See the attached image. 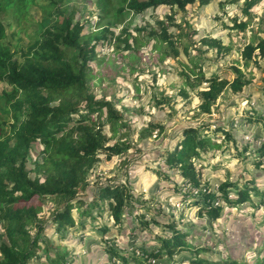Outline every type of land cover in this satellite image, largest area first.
<instances>
[{"label":"trees","instance_id":"trees-1","mask_svg":"<svg viewBox=\"0 0 264 264\" xmlns=\"http://www.w3.org/2000/svg\"><path fill=\"white\" fill-rule=\"evenodd\" d=\"M47 1L48 5L41 6L43 19L37 32L24 44L19 36L22 31L9 32L5 19L10 16L20 26L36 2L0 0V84L7 86L0 92V264H71L70 251L52 245L49 233L64 239V233L77 226L75 209L81 210L79 223L86 230L84 218L94 208H100L97 219L112 222L97 224V230L106 238L107 252L116 263L246 264L231 257L216 261L206 258L202 255L204 248L192 244L188 234L176 230L174 222L152 218L149 225L146 216L138 213L139 207L148 206H137L142 201L121 182L99 185L88 202L81 195L87 191L88 176L101 159L112 161L131 149L121 141L110 145L107 127L116 133L123 116L112 102L98 100L92 92V65L99 62L103 47L113 46L121 57L132 52L131 58L141 59V49L152 42L162 61L179 63L178 76L186 90L183 95L188 98V92H195L201 115L212 114L225 90L238 94L251 84L237 66H232V81L219 73L207 76L202 55L210 50L228 55L231 47L220 38L198 40L199 33L189 21H177L179 14L188 16L189 8L207 6L212 0H96L97 26L107 20L101 32L90 29L88 22H81L77 13L68 14L60 8L65 0ZM260 3L264 0H224L220 5L240 8L245 20L235 18L231 29L245 32L254 19L253 8ZM160 7H166L169 13L157 20V28H135L138 35L132 34L128 20L132 15H144ZM197 44L202 48L198 49ZM192 49L195 56L191 55ZM259 58H264V38L256 35L242 50L241 62L247 69L252 64L261 67ZM262 70L260 91L264 94V67ZM168 99L163 102L169 104ZM165 131V124L149 122L141 133L148 137ZM36 147H40V152L32 159ZM218 147L207 128H183L177 143L166 149L163 171L159 168L157 173L165 181L189 187L182 200H192L189 206L198 208L200 219L216 221L222 217L225 206L235 208L253 202L255 197H260L261 207H253L262 211L264 180L260 184V179H264V162L254 163L255 170L247 174L249 178L239 175L237 180L221 183L217 191H202L203 176L196 162L204 152ZM260 151L264 152V146ZM169 171L174 172L173 177ZM199 196L202 200H198ZM49 199L61 204V208L54 210L48 223L43 224L42 215ZM258 217L264 228V211ZM154 226L171 232L152 235L150 232H158ZM127 227L130 233L149 232V242L153 241H142L143 245L129 254L128 247L119 248L118 240H113L114 231L124 233ZM42 248L44 256L39 259L37 254ZM256 259L255 264H264V244Z\"/></svg>","mask_w":264,"mask_h":264},{"label":"rangeland","instance_id":"rangeland-1","mask_svg":"<svg viewBox=\"0 0 264 264\" xmlns=\"http://www.w3.org/2000/svg\"><path fill=\"white\" fill-rule=\"evenodd\" d=\"M95 1L65 0L60 8L68 14L77 13L81 22H88L90 29L101 32L107 20H103L101 25L97 26L99 11ZM222 1L224 0H212L207 6L191 7L188 16L179 14L177 21L181 22L183 19L189 21L199 33L198 40L203 37L220 38L224 45L231 47V53L228 55H219L212 50L202 55L207 76L219 73L232 81L235 78L232 66H237L249 77L251 84L238 94L232 93L230 89L225 90L213 107L212 114L201 115L198 112L199 100L195 92H188V98L183 95L186 90L183 89L182 80L178 76L181 69L179 63L172 60L162 61L158 51L153 49L152 42L140 48L139 61L131 58L132 52H125L126 56L121 57L114 51L113 46L103 47V50L100 49L99 62L96 61L92 65L90 78L92 92L96 99L112 102L117 112L123 116L116 133L107 127L110 145L121 141L129 144L131 149L126 155L115 157L112 161L101 159L90 172L89 186L81 195L88 202L92 200L99 185L121 182L129 186L134 196L142 201L137 206L142 203L148 206V209L139 207L138 213L144 214L149 221L156 218L163 222H174L176 230L188 234L192 244L204 248L202 255L206 258L216 261L223 257H231L246 264H255L260 248L264 244V228L258 217L263 213L264 207L262 211H256L253 207H261L260 197H255L253 202L235 208L225 206L222 217L210 222L207 218L200 219L197 216L198 208L189 206L191 199L182 200L188 186L177 185L170 180L165 181V178L157 173V169L163 166L162 159L165 157L166 149L174 146L182 129L188 127L207 128L212 142L219 145L218 148L204 152L202 159L196 162L203 176L205 187L201 188L202 191L206 188H209L208 191L210 188L217 191L221 183L237 180L239 175L249 178L247 174L255 170L254 163L264 162V152L260 151L264 146V94L260 91L264 58L258 59L261 67L252 64L247 69L241 62V52L252 41L253 36L259 35L264 38V3L253 8V21L245 32H240L231 29L235 18L245 20L240 8L235 5H226L222 8L220 5ZM34 2L36 4L20 26L10 16L5 19L9 32L22 31L19 36L24 44H28L31 36L37 32L38 24L42 22L41 6L48 5L47 0ZM168 13L169 9L160 7L144 15H132L128 19L131 21L132 34L138 35L134 32L135 28H157V20L164 18ZM116 33H119V30ZM196 47L202 48L200 44ZM191 55L195 56L193 49ZM182 59L186 60L185 57ZM5 88H7L5 84H0V92ZM166 98L171 100L169 104L163 102ZM157 101H161L162 104L156 105ZM149 122L165 124V133L161 135L154 132L151 136L142 137L141 132ZM39 152L40 147H36L32 159L36 158ZM168 174L174 176L173 171H169ZM263 180L260 179V182L262 181L260 184H263ZM197 198L202 200L200 196ZM59 208L61 204H56L52 199L47 200L42 215L43 224L49 221L54 210ZM99 209H91L89 217L84 218L86 230L80 227L78 216L81 210L75 209L73 214L77 226L64 233V239H58L55 234L49 233L52 245L58 246L60 250L65 248L70 251L71 264H122L116 263L108 254L107 240L103 233L97 230V224L112 225L110 220L97 219ZM256 213L257 216L253 217L252 215ZM127 222L130 225L128 219ZM151 222L149 225H152ZM153 228L158 232H150L152 235L158 233L167 235L171 232L162 226ZM126 230L127 233L114 231L113 236L116 238L109 237L108 240L117 239L119 248L128 247L129 254L142 246V241L145 243L147 241L146 244L153 241L152 239L149 242L152 236L149 232L141 233L137 230L130 233V227ZM49 252L54 254L53 250ZM43 254L42 248L38 251V258L44 256ZM43 260L44 258L41 259ZM178 262L183 264L181 261Z\"/></svg>","mask_w":264,"mask_h":264}]
</instances>
